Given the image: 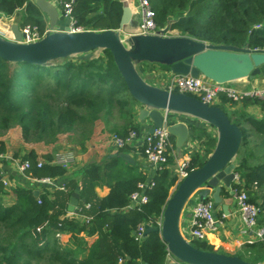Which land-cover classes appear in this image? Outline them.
I'll list each match as a JSON object with an SVG mask.
<instances>
[{
    "label": "trees",
    "instance_id": "obj_1",
    "mask_svg": "<svg viewBox=\"0 0 264 264\" xmlns=\"http://www.w3.org/2000/svg\"><path fill=\"white\" fill-rule=\"evenodd\" d=\"M150 1L158 28L170 23L169 28L178 30L179 36L214 45L264 50V0ZM23 7L26 15L22 25L38 27L43 33L47 23L34 3L0 0V13L7 16ZM123 8L122 0H75L72 16L75 27L85 31L118 30ZM97 52V57L75 61L74 56L44 66L0 58V131L19 126L25 143H53L60 134L87 127L104 112H127L130 104L125 95L129 93L114 59L107 50ZM226 103L235 104L221 95L217 106L225 111ZM260 104L264 107V103ZM228 117L242 132L237 156L240 160L236 162L241 183L233 188L248 192L250 200L260 208L259 224L264 227V161L251 164L255 157L251 149L253 135L264 138V120L245 112ZM190 131L198 140H205L207 146H215V140L204 130L190 127ZM130 132L138 133L139 127H125L116 135L126 138ZM5 152L1 142L0 153ZM40 159L51 160V156L30 151L22 158V162L30 163L25 172L28 177L52 180L65 174L64 168L50 162L39 168ZM171 161L172 158L169 165ZM190 163L191 172L201 168L205 159L195 154ZM145 181L135 166L114 157L101 166L86 167L80 184L71 182L54 198L48 192L35 197L32 190L18 188L15 201L4 205L6 193L0 180V264H165L169 252L158 233H151L141 242L134 234L139 226H156L176 178L168 168L158 171L154 186L147 190L148 203L130 207V196ZM99 188L107 192L100 196ZM74 192L80 195L77 214L89 217L87 222L66 214ZM223 196L227 193L223 192ZM93 237L96 239L90 244L88 239ZM193 245L203 251L219 252L205 241H193ZM244 249L248 255L236 256L253 264L264 260L263 242L247 244Z\"/></svg>",
    "mask_w": 264,
    "mask_h": 264
},
{
    "label": "water",
    "instance_id": "obj_2",
    "mask_svg": "<svg viewBox=\"0 0 264 264\" xmlns=\"http://www.w3.org/2000/svg\"><path fill=\"white\" fill-rule=\"evenodd\" d=\"M35 6L49 20L47 35L38 42L26 44L23 43L25 35L19 27L12 26L13 40L0 36V58L11 63L44 66L52 64L54 60L107 50L114 59L130 97L142 107L140 121L142 124L147 119L152 122L148 135L163 128L166 112L194 118L217 130V143L212 154L201 168L191 171L177 185L164 208L161 227L146 225L144 237L158 233L167 245L169 254L183 264H253L236 255L200 250L185 238L180 229L187 204L203 187L213 192L212 200L222 207L225 216H229L222 194L229 190L230 196H233L231 188L237 174L236 158L242 145L240 127L218 106H210L193 96L170 93L150 85L139 73L137 65L161 64L168 66L175 75L204 77L220 84H229L259 76L264 66V50L214 45L179 35L163 36V31L157 35H127L125 28L132 21V11L127 7L123 8L118 30L58 31L59 9L48 0H35ZM123 35L128 37L124 38ZM190 127L183 122L167 126L179 154L191 135ZM113 157L133 164L125 154L117 153ZM39 194L34 192L35 197H39ZM79 199L78 193H72L68 207L70 212H74L79 205Z\"/></svg>",
    "mask_w": 264,
    "mask_h": 264
},
{
    "label": "crops",
    "instance_id": "obj_3",
    "mask_svg": "<svg viewBox=\"0 0 264 264\" xmlns=\"http://www.w3.org/2000/svg\"><path fill=\"white\" fill-rule=\"evenodd\" d=\"M30 1L35 4V0ZM48 1L55 5L60 12V18L58 20L56 30H67L71 22L63 16L61 7L62 0ZM122 2L124 7L130 8L132 11V21L130 25L125 28V32L127 35L136 34L141 21V15L138 10L137 0H122ZM25 15V7L18 9L12 16H7L3 13H0V36L7 40H13L11 28L12 26L16 25L21 30V28L23 27L22 22ZM43 18L46 21L48 28L49 20L46 15H43ZM127 35H123L124 38H127ZM137 69L147 83L159 88H161L162 79L166 75L172 73L168 66L154 63H141L137 65ZM152 74H157L158 76H156V78H153L151 77L153 76ZM231 85L241 90L254 87L264 88V66L261 67V74L254 79L244 78L231 83ZM128 99L130 105L127 109V112H125L123 115H121V113L117 109H115L110 113V119H107V116L105 115H101L94 122L88 123L89 125L87 127L80 126L83 127L82 129L84 131H88L87 128H91L89 132L91 133L92 137L89 138V140L85 138L81 139L83 137L81 136L80 138L77 135V133H79L77 132V128H75V130L72 132L66 133L63 137L69 139V142H71V144L67 143V145L66 143H62V141V144L60 143V145L58 146H61L63 150H61V148L52 146L50 152H40L37 148H28L25 151V142L22 137V130L19 126H16L14 129L13 126L10 129L4 131L0 137V143L2 142L4 144L6 152L0 153V175L3 180H6L8 182V185L4 187V191L6 194L2 199L3 204L8 205L15 201L14 192L18 188H26L32 190L33 192H39L40 194L43 192H48L51 195V198H54L55 193L58 192V190L56 189L57 185H65L67 187V185L71 182H77L78 184H80L83 171L86 167L92 164L101 166L105 163H108L111 159L114 158V154L117 153L129 156L133 161V164H129L135 166L138 172L142 173L146 177V181H153L158 171L155 167L147 163L145 155L143 154L145 142L144 139L148 136L152 128V122L150 119H147L145 123L142 124L139 119L142 107L131 97H129ZM223 106L228 115L235 117V114L239 112H245L257 120H264V107L260 103L242 102L236 103L234 105L226 103ZM169 118H171L172 124L184 122L191 127L204 130L208 133L212 140H215L216 146L218 133L217 130L212 126L202 121H198L194 118H185L182 116L176 117L174 114H170ZM128 126H138L139 135H137L136 140L133 142V144L128 146L125 151L118 152L112 142V136L114 134H111V132L114 131L116 134H119L122 129ZM247 128L250 129L249 126ZM12 133H14L15 145H13L12 143ZM190 134L191 135L189 136L188 142L183 148L182 152L179 154L175 149V156L172 157V161L170 162V165L168 167L171 175L175 178H177L180 165L183 162L191 160L192 155L199 154L206 161L215 148V146H207L205 140H198L193 133ZM106 135H109V137L104 138V136ZM253 136V144L251 146V149H253L255 157L252 160L251 164L255 163L256 161H264V138L257 134H254ZM190 146L193 148L192 150H189L188 147ZM30 151H35L40 156L45 154L51 156V160H44V162H50L51 164L56 161L58 155L67 152H71L74 154L75 161L70 166V168L65 171V174L63 176L52 179L50 180V182H39L28 177L25 172L20 169L22 158ZM239 160L240 157L237 158V164ZM176 186L177 185L173 187L174 190ZM106 192V189H97V193L100 196L104 195ZM225 192L227 193V196H223L222 194V198L223 202L228 206L229 216H225L222 207L215 204V213L219 221L218 231L215 233H208L205 242L213 246L215 250L223 251L225 252L224 254L231 255L236 254L238 251L244 249L245 245L250 244L251 236L244 230L241 218L236 211V205L233 196H230L229 190H226ZM212 194L213 192L210 189H208L207 187H203L194 194V197L187 204L183 212L180 224L181 232L185 237L189 235L190 231L192 207L197 201L209 199L212 200ZM221 211L222 216L220 217L219 212ZM69 213L72 212L67 210L66 214ZM77 218L83 223L82 217L78 216ZM95 239L96 237L89 238L88 241L90 242V244H92ZM165 264L183 263L168 254Z\"/></svg>",
    "mask_w": 264,
    "mask_h": 264
},
{
    "label": "built area",
    "instance_id": "obj_4",
    "mask_svg": "<svg viewBox=\"0 0 264 264\" xmlns=\"http://www.w3.org/2000/svg\"><path fill=\"white\" fill-rule=\"evenodd\" d=\"M75 0H62L61 6L63 5L62 11L63 16L67 18L71 24L69 25V30L71 32H80L85 31L81 28L75 27V21L72 16V4ZM138 10L141 15V21L138 26L136 34L138 35H157L160 31H163V36H174L176 34L175 29H170V23L165 28H158L155 21V12L151 7L150 0H137ZM21 32L25 35L23 38V43L31 44L40 41L43 39L49 32L47 28L43 33L40 32L38 27L25 25L21 28ZM161 89L167 90L170 93H181L193 96L210 106H217L220 102V96L226 95L230 102L233 103H242V102H257L264 103V88L254 87L250 89H237L229 84H220L209 80L204 77L193 78L191 76H182L175 75L170 73L162 79ZM170 114L174 113H165V122L164 126L161 129H157L153 135H148L144 139V149L143 154L145 155L146 161L148 164L156 168L157 171H160L164 168L169 167V160L175 156V140L172 139V136L167 131V126L172 124ZM176 117L182 116L187 118V116L174 114ZM191 118V117H190ZM175 120V118H174ZM180 123V122H179ZM184 123V122H183ZM138 133L130 132L126 138L114 134L112 136V142L118 152H121L136 140ZM189 139V138H188ZM188 142V140H187ZM186 142V144H187ZM185 144V146H186ZM189 150L193 148L188 147ZM75 156L71 152L60 154L57 156L56 161L52 165H57L65 170L69 169L70 166L74 163ZM44 164L43 160H38V167H42ZM190 160L183 162L179 169L178 175L176 178V185L182 182L188 174L190 173ZM20 169L23 172L30 169L29 161L21 162ZM1 181L3 186H7L8 182L3 180ZM32 179V178H31ZM37 180V179H35ZM39 182H50V179L37 180ZM241 183L240 177L236 174L235 184ZM154 186V181H145L141 182L138 185V191L130 196V207H141L144 204H147L149 201L147 190ZM177 187V186H176ZM58 191H66L67 187L65 185L56 186ZM233 192V198L235 200L236 211L241 218L244 230L247 234L251 236V243L263 242L264 243V227L259 224V215L260 208L258 205L254 204L250 200L248 192L243 188L236 190L231 188ZM193 198V197H192ZM41 203V202H39ZM89 207V205H87ZM215 203L213 200H200L195 203L191 210V220H190V231L189 235L185 238L190 241H206L207 234L212 232L215 233L218 231V219L215 213ZM80 211L77 206L74 212L67 214L68 217L79 216L82 217L83 222L90 220L89 217L84 215H78L77 212ZM163 222V213L160 215L156 221V226L161 227ZM151 225L152 224H146ZM139 226L136 230L134 237L138 242H141L144 238L145 226Z\"/></svg>",
    "mask_w": 264,
    "mask_h": 264
},
{
    "label": "rangeland",
    "instance_id": "obj_5",
    "mask_svg": "<svg viewBox=\"0 0 264 264\" xmlns=\"http://www.w3.org/2000/svg\"><path fill=\"white\" fill-rule=\"evenodd\" d=\"M176 34L177 35H179V31L178 30H176ZM208 43V42H207ZM209 44H211V43H209ZM100 55V52H97V51H94V52H92V53H89V54H87V55H79V56H76L75 57V61L76 60H82V59H87V58H90V57H92V56H99ZM153 76H151V77H153V78H156V76H158L157 74L156 75H154V74H152ZM127 98H129L130 96L128 95V94H126L125 95ZM101 115H105V116H107V119H110V115L111 114H107V113H103V114H101ZM100 115V116H101ZM16 126H14L13 127V129L15 128ZM83 127H78L77 129V132H79V133H77V135L81 138V136L83 137V138H81V139H88L89 140V138H91L92 136H91V133L89 132L90 130H91V128L89 129V128H87V130L88 131H84L83 129H82ZM3 132L4 131H0V137H1V135L3 134ZM5 134V133H4ZM66 133H64V134H60L58 137H57V139H56V141L55 142H53V143H49L48 141L45 143H42V142H37V143H33V142H31V143H25V147H24V150L26 151L28 148H37L40 152H50V150H51V147L52 146H55V147H57V148H61V150H63L62 149V147L61 146H58V145H60V143L62 142V143H68V144H71V142H69V139H67L66 137H63L64 135H65ZM111 134H116L114 131L113 132H111ZM108 138L109 137V135H106V136H104V138ZM12 143H13V145H15V137H14V133H12ZM61 143V144H62ZM75 143V142H74ZM77 143H80V142H77ZM67 144V145H68ZM174 190V188L171 190V193H170V196L173 194V191ZM194 197V196H193ZM220 253H225V252H223V251H219ZM245 254H249V251H247V250H245V249H242V250H240V251H238L236 254H231V255H245ZM228 255H230V254H228ZM260 264H264V260H262L261 262H260Z\"/></svg>",
    "mask_w": 264,
    "mask_h": 264
}]
</instances>
